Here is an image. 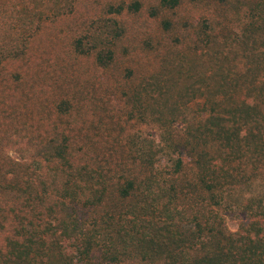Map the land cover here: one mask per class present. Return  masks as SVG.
<instances>
[{"label": "trees", "instance_id": "1", "mask_svg": "<svg viewBox=\"0 0 264 264\" xmlns=\"http://www.w3.org/2000/svg\"><path fill=\"white\" fill-rule=\"evenodd\" d=\"M180 4L0 0V264H264V0ZM142 14L188 53L99 95Z\"/></svg>", "mask_w": 264, "mask_h": 264}, {"label": "rangeland", "instance_id": "2", "mask_svg": "<svg viewBox=\"0 0 264 264\" xmlns=\"http://www.w3.org/2000/svg\"><path fill=\"white\" fill-rule=\"evenodd\" d=\"M193 2L194 0H181L179 8H177L170 16L173 18H187L191 22L196 21L199 19L198 16L200 12L191 11L192 8L190 5ZM160 20V18H148L146 14L132 17L134 31L131 35V41L133 44L127 42L123 43L129 47L130 53L128 57L124 60L118 59L107 69L94 68L92 66V59H85L84 65L82 66L81 78L91 84L93 91L100 93L99 95H103V88H106L108 83L110 85V81H112L113 78L120 79L119 77L125 74L126 68L133 69L135 73L134 82H137L142 74L151 70L154 66L163 67L168 61L181 57V52L184 54L188 53V51L185 53L183 49H177L176 45L171 47L168 46L169 43L173 42L175 35L173 32H163ZM61 52V48L54 46L47 37H37L31 58L35 60H43L46 64V71L53 73L55 70L52 68H57L55 63L60 61ZM78 63L79 61L73 60L72 66ZM84 71L87 73L86 76L84 75ZM106 91V97L113 95L116 99L115 108L117 113H120L123 108V103L119 102L120 100L123 101V99H121L122 96L120 90L107 89ZM189 105L191 108H194L195 103ZM117 113L111 112L113 118H116L115 116ZM128 128L130 129V126ZM137 128V126L134 127V132L137 135H146V127L144 130H135ZM69 250L72 251V254L74 253L73 250Z\"/></svg>", "mask_w": 264, "mask_h": 264}]
</instances>
